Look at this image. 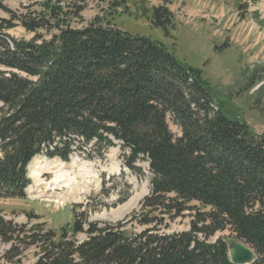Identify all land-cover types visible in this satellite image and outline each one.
Segmentation results:
<instances>
[{"label": "trees", "instance_id": "trees-1", "mask_svg": "<svg viewBox=\"0 0 264 264\" xmlns=\"http://www.w3.org/2000/svg\"><path fill=\"white\" fill-rule=\"evenodd\" d=\"M45 7L50 19L0 17V198L25 197L36 155L100 157L118 141L128 168L142 157L152 173L140 204L145 229L89 222L87 211L58 232L0 215L4 257L18 260L33 247V264H232L223 238L211 240L228 228L255 251L252 264H264V133L230 116L202 71L162 43L99 17L72 28L56 5ZM0 12H10L2 0ZM151 16L166 31L174 25L165 6ZM15 21L57 33L16 39L6 33ZM183 213L187 229L162 230L165 216Z\"/></svg>", "mask_w": 264, "mask_h": 264}, {"label": "rangeland", "instance_id": "rangeland-1", "mask_svg": "<svg viewBox=\"0 0 264 264\" xmlns=\"http://www.w3.org/2000/svg\"><path fill=\"white\" fill-rule=\"evenodd\" d=\"M2 1L11 12H0V17L6 19H50L45 7L48 2L58 7L59 20L72 28H82L99 17L129 35L162 43L182 64L202 71L215 100L223 104L230 116L245 121L252 131L264 133V0ZM157 6H165L173 14L174 25L167 31L152 23L151 9ZM14 24L6 33L16 39L30 40L35 35L48 39L57 33L52 27L29 32L19 21ZM168 124L172 133L179 135L171 120ZM127 154L121 143L114 141V146L100 157L88 158L77 152L64 162L36 155L27 166L31 183L25 197L0 198V215L18 224L44 222L47 228L58 232L74 221V212L87 211L89 222L120 223L125 232L138 233L145 229L139 224L140 204L150 192L152 173L142 157L132 169L128 168ZM59 170L75 178L81 194L71 198L64 195V189L54 193L45 190ZM61 195L67 200L57 201ZM188 222V213L174 220L165 216L161 228L165 232L181 231L188 228ZM219 236L232 237L227 228L211 240ZM84 237L80 233L76 239ZM8 246L0 242V264L36 261L33 247L18 260L8 261L4 257Z\"/></svg>", "mask_w": 264, "mask_h": 264}, {"label": "water", "instance_id": "water-1", "mask_svg": "<svg viewBox=\"0 0 264 264\" xmlns=\"http://www.w3.org/2000/svg\"><path fill=\"white\" fill-rule=\"evenodd\" d=\"M232 264H252L256 260L254 250L245 242L234 238H223Z\"/></svg>", "mask_w": 264, "mask_h": 264}, {"label": "bare ground", "instance_id": "bare-ground-1", "mask_svg": "<svg viewBox=\"0 0 264 264\" xmlns=\"http://www.w3.org/2000/svg\"><path fill=\"white\" fill-rule=\"evenodd\" d=\"M59 187H61V188H59ZM58 189L59 190L60 189L66 190L64 195L71 197V198H73L77 194H81V192H79V184L76 183L75 178L72 179L67 174L65 175L63 173V171H61V170L57 171V174L55 175L54 180L51 182V184L45 190L46 191L50 190V191H52V193H54V191L58 190ZM64 195L59 196L57 201L67 200V197H65Z\"/></svg>", "mask_w": 264, "mask_h": 264}]
</instances>
